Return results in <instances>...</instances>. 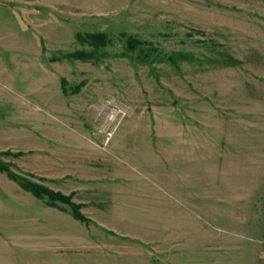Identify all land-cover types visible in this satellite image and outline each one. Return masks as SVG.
I'll return each instance as SVG.
<instances>
[{
    "label": "rangeland",
    "instance_id": "1",
    "mask_svg": "<svg viewBox=\"0 0 264 264\" xmlns=\"http://www.w3.org/2000/svg\"><path fill=\"white\" fill-rule=\"evenodd\" d=\"M263 177L264 0H0V264H164Z\"/></svg>",
    "mask_w": 264,
    "mask_h": 264
},
{
    "label": "crops",
    "instance_id": "2",
    "mask_svg": "<svg viewBox=\"0 0 264 264\" xmlns=\"http://www.w3.org/2000/svg\"><path fill=\"white\" fill-rule=\"evenodd\" d=\"M243 187L248 197L243 196L240 208L230 205L234 195L230 192L232 198L225 202V210L214 213L218 185L199 181L194 185V206L209 211L194 212L183 222L179 219L178 224L185 226L165 231L162 251L167 264H264V200L259 205V200L253 199L264 197V184ZM250 194L255 197L250 199Z\"/></svg>",
    "mask_w": 264,
    "mask_h": 264
},
{
    "label": "trees",
    "instance_id": "3",
    "mask_svg": "<svg viewBox=\"0 0 264 264\" xmlns=\"http://www.w3.org/2000/svg\"><path fill=\"white\" fill-rule=\"evenodd\" d=\"M132 43H135L134 41H129V45L128 47L131 49H134L133 47H135V45H132ZM21 184L27 189L30 190L36 197H42L45 196L49 201L51 202H55V201H60V202H64L66 204H71L69 197H64L61 195H58L56 193H53L50 190H45V189H41L39 187H37L34 184L31 183H24L21 182ZM75 216L77 218L83 219V217L81 215H79L76 210H75Z\"/></svg>",
    "mask_w": 264,
    "mask_h": 264
}]
</instances>
